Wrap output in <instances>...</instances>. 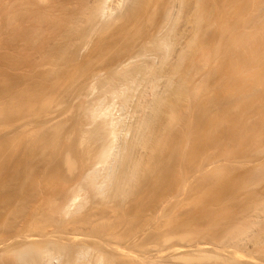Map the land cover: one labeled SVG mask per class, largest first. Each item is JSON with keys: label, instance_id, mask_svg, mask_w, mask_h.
Returning <instances> with one entry per match:
<instances>
[{"label": "bare ground", "instance_id": "bare-ground-1", "mask_svg": "<svg viewBox=\"0 0 264 264\" xmlns=\"http://www.w3.org/2000/svg\"><path fill=\"white\" fill-rule=\"evenodd\" d=\"M0 264H264V0H0Z\"/></svg>", "mask_w": 264, "mask_h": 264}]
</instances>
